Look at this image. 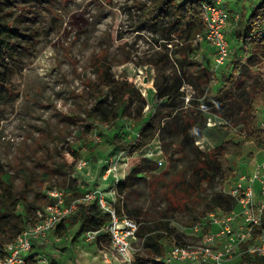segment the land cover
<instances>
[{
	"label": "rangeland",
	"instance_id": "1",
	"mask_svg": "<svg viewBox=\"0 0 264 264\" xmlns=\"http://www.w3.org/2000/svg\"><path fill=\"white\" fill-rule=\"evenodd\" d=\"M137 1L3 0L5 16L20 21L21 29L12 40L14 59L6 51L0 57V77L8 83L7 87L0 88V162L6 169H11L13 163L27 172V175H18L15 183L17 191L25 193L21 211L27 213L29 220L35 217L37 209L50 202V189H65L73 182L81 192L97 186L110 191L112 178L103 179L107 169L104 160L127 150L123 144L136 140L141 126L162 107L155 79L164 80L171 70L158 71L153 64H137L151 57L155 50L162 51L163 42L161 33L153 32L142 21ZM259 2L261 0H224L222 3L229 13V21L235 23L238 11H250ZM233 44L225 65L215 66L211 44L200 41L185 70L176 68L180 76L204 81L196 88L183 79L181 90L185 97L176 100L181 103V111L190 112L194 107L190 99L195 96L201 97L197 99L201 104L207 94L216 95L231 74L243 81L247 89L252 83L261 85L264 81L262 64L248 66L247 62L253 52L251 44L238 41ZM105 47L109 49L108 60L114 75L119 77L126 72L146 98L140 119L122 116L110 124L97 122L90 116L88 109L104 97L95 95L89 86L92 81L100 89L92 58ZM129 53L133 60L118 64ZM203 75H207L209 81ZM263 107L264 101L256 109L259 124L264 119ZM163 109L167 111L169 106ZM204 112L207 128L204 136L194 144L200 150L210 151L227 139H240L245 135L241 124L231 130L216 129L217 123L228 122L212 110ZM114 136L119 144L113 142ZM181 141L176 134L160 133L139 153L153 155L150 150L161 147L148 157L158 164L154 173H141L135 183L120 194L119 183L114 195L117 201L121 200L126 208L132 209L134 217L148 221L167 220L179 242L196 243L198 237L191 229L192 221L206 220L210 213L207 201L227 189L239 171L254 169L251 159L260 148L254 142H246L242 157L232 162L233 176L215 174L198 190L194 188L195 182L190 183L186 193L182 188L186 183L178 180L191 178L192 168L200 155L194 147ZM122 153L128 155L127 151ZM130 158L131 153L126 174L131 169ZM81 161L87 163L80 166ZM183 195L186 197L184 204L179 200ZM164 242L168 243L169 239ZM104 245V249L110 248L109 236ZM134 247L138 248L137 257H148L149 250L142 248L141 243L135 242ZM35 248L47 257L49 264H106L98 240H89L85 233L78 235L73 230L63 235L55 231L47 243L37 240ZM113 261V264H126L122 260ZM29 264L34 262L30 260Z\"/></svg>",
	"mask_w": 264,
	"mask_h": 264
},
{
	"label": "trees",
	"instance_id": "2",
	"mask_svg": "<svg viewBox=\"0 0 264 264\" xmlns=\"http://www.w3.org/2000/svg\"><path fill=\"white\" fill-rule=\"evenodd\" d=\"M204 2H214V0L137 1V8L141 12L142 21L148 24L153 32H160L163 40L162 51L155 50L151 53V57L145 61H138L137 64L149 63L157 67L158 71L161 69L171 71L164 80H159L158 77L155 79L156 94L162 100V107H158L149 120L141 126L136 140L126 145L123 144V147L129 149L131 153V169L119 184V194L124 189L130 188L141 173H154L158 167L157 162L145 155H135V153H140L160 133L176 134V137L181 138L182 143L186 142L194 147L200 155L192 168L191 178L188 181H185V177L178 180L186 183V185H182L186 193L190 183L195 182L194 188L198 190L206 180L215 174H223L228 178L233 176L235 167L232 162L242 157L246 142H254L259 148H264V130L259 124L260 119L256 111L259 104L264 101V81L259 86L252 83L247 89L244 87L243 81L237 80L235 74H231L226 77L224 86L219 88L216 95L207 94L202 98L201 104L197 100H200L201 97L195 96L190 99L191 105L194 106L189 110L190 112L181 111V103L176 102L177 99H184L185 97V92L181 90L184 83L183 79H186L196 88H199L200 83L204 82L200 79L194 80L187 76H180L176 72L177 67L181 71L185 70L190 57L199 48L198 35L206 32L202 10ZM5 11L4 2L0 0V57H2L3 51H6L14 59L16 55L13 51L15 44L12 40L13 36L21 29V22L7 19ZM237 13H239V18L233 24L232 36L238 42L251 44L253 52L247 58L248 66L262 64L264 78V0L257 3L250 11L242 9ZM108 59L109 49L106 47L96 52L92 58V64L99 76L100 89L98 90L92 81H89V86L95 95L104 97H100L97 103L88 109L91 118L100 123L110 124H114L122 116L140 119L143 116L142 110L146 98L137 88L136 83L129 79L126 72L119 77L114 75ZM130 60L133 59L129 53L127 56H123L118 64H124ZM134 62L136 63V61ZM203 77L206 78L207 75H203ZM206 79L209 81L208 77ZM7 84L4 78L0 77V88L7 87ZM134 105L137 107H133ZM163 106H169V109L166 111ZM134 108H136V113L133 112ZM206 109L212 110L228 122L225 124L217 123L216 129L231 130L235 125L241 124L245 135L240 139H227L210 151L200 150L194 144L204 136V130L207 128V116L204 112ZM113 139L115 144H119L116 136ZM18 175H27V172L13 163L11 169H6L0 162L1 255L5 254L6 244L13 242L30 223L36 220L35 217L29 220L27 213L21 211L25 193L20 194L16 189L15 178ZM65 190L69 200L79 198L84 193L79 191L73 182L69 183ZM184 198H186L184 195L179 198L183 204L186 201ZM236 204V200L232 196L220 191L207 201L210 210L208 213L218 208L229 212L236 207ZM116 209L120 216H131L140 222L138 238L141 247L147 248L149 254L148 257L138 256L134 264H160L157 258L166 254L170 242L175 240L179 242L169 221L164 219L148 221L134 217L132 209L126 208L119 199ZM197 220L192 221L191 229L200 222ZM109 221V213L100 208L97 200L83 201L79 203L76 213L63 218L56 232L63 235L68 230H73L75 234H84L90 230H102ZM107 238L108 235L101 231L98 236V243L103 249ZM166 238L169 239L168 243L164 242ZM238 264H264V257L246 254Z\"/></svg>",
	"mask_w": 264,
	"mask_h": 264
},
{
	"label": "built area",
	"instance_id": "3",
	"mask_svg": "<svg viewBox=\"0 0 264 264\" xmlns=\"http://www.w3.org/2000/svg\"><path fill=\"white\" fill-rule=\"evenodd\" d=\"M202 10L206 32L199 34L197 40L207 41L214 47L215 66H221L232 54L229 13L221 1L204 2ZM238 18L239 13H236V20ZM260 126L264 130V119ZM158 150H161L160 146L150 152L154 155ZM124 151L128 155H123ZM129 153V149L123 150L104 160L107 169L103 179L112 178L113 188L110 191L97 186L83 191L81 197L69 200L65 189H50L51 201L37 209L36 220L13 242L6 244L0 264H29L31 258L38 264H49L45 255L35 251L36 241L47 243L63 218L76 213L80 202L94 200H97L104 212L109 213L110 221L102 230L86 232L87 239L98 240L102 231L110 238V248L102 249L104 262L113 264V260H122L126 264H134L138 253L134 243H140V222L131 216L119 215L116 209L117 197L114 195L118 184L125 178ZM144 155L153 156L146 152ZM86 163L81 161L80 166ZM222 192L236 200V207L229 212L222 208L210 212L206 220L192 227L198 241H174L166 254L157 258L160 264H238L246 254L264 257V159L251 172L239 171L229 187Z\"/></svg>",
	"mask_w": 264,
	"mask_h": 264
},
{
	"label": "crops",
	"instance_id": "4",
	"mask_svg": "<svg viewBox=\"0 0 264 264\" xmlns=\"http://www.w3.org/2000/svg\"><path fill=\"white\" fill-rule=\"evenodd\" d=\"M221 1V0H220ZM221 2H223L224 3V0H222ZM225 6V5H224ZM227 9V8H226ZM234 22H237L236 21V14H235V19H234ZM230 24L231 25H229V30H230V42H231V46L233 47V42H237L236 41V39H234L233 38V36H232V31H233V22L231 23L230 22ZM208 43V42H207ZM211 47H212V49H213V51H214V47L211 45ZM263 159H264V148H260V150L257 152V154H255L254 156H253V158L251 159V163H253V167L255 168L256 167V165L258 164V163H260L261 161H263ZM53 234V233H52ZM52 234H51V237H52ZM31 261L32 262H34L35 260L33 259V258H31ZM35 264H36V261H35Z\"/></svg>",
	"mask_w": 264,
	"mask_h": 264
},
{
	"label": "water",
	"instance_id": "5",
	"mask_svg": "<svg viewBox=\"0 0 264 264\" xmlns=\"http://www.w3.org/2000/svg\"><path fill=\"white\" fill-rule=\"evenodd\" d=\"M146 81H148V79H145Z\"/></svg>",
	"mask_w": 264,
	"mask_h": 264
}]
</instances>
